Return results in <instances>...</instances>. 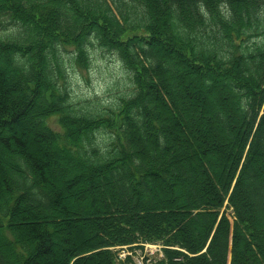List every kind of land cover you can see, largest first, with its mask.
<instances>
[{
	"label": "trees",
	"instance_id": "obj_1",
	"mask_svg": "<svg viewBox=\"0 0 264 264\" xmlns=\"http://www.w3.org/2000/svg\"><path fill=\"white\" fill-rule=\"evenodd\" d=\"M93 48L128 70L113 99L68 87ZM140 239L264 264V0H0V264Z\"/></svg>",
	"mask_w": 264,
	"mask_h": 264
},
{
	"label": "rangeland",
	"instance_id": "obj_2",
	"mask_svg": "<svg viewBox=\"0 0 264 264\" xmlns=\"http://www.w3.org/2000/svg\"><path fill=\"white\" fill-rule=\"evenodd\" d=\"M91 57L89 68H81L76 64H70L68 68L66 79L73 96L76 99L90 101L115 98L128 84V70L113 52L93 48ZM52 123L56 125L54 119ZM159 243L168 245L162 240L140 239L106 247L114 251L117 264H142V258L148 248L159 251L157 248ZM162 249L165 252L164 248Z\"/></svg>",
	"mask_w": 264,
	"mask_h": 264
},
{
	"label": "built area",
	"instance_id": "obj_3",
	"mask_svg": "<svg viewBox=\"0 0 264 264\" xmlns=\"http://www.w3.org/2000/svg\"><path fill=\"white\" fill-rule=\"evenodd\" d=\"M161 244V243H159ZM158 244V249L159 251L157 250H154L152 248H148L149 250L146 251L145 255L143 256V261L141 262L142 264H153L158 258L162 257L164 255L163 253V244L159 245Z\"/></svg>",
	"mask_w": 264,
	"mask_h": 264
}]
</instances>
